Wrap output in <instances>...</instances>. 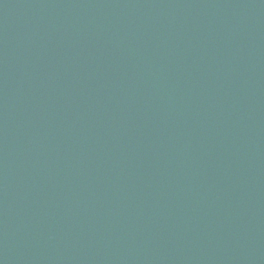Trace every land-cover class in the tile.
Segmentation results:
<instances>
[{
	"label": "water",
	"instance_id": "water-1",
	"mask_svg": "<svg viewBox=\"0 0 264 264\" xmlns=\"http://www.w3.org/2000/svg\"><path fill=\"white\" fill-rule=\"evenodd\" d=\"M0 264H264V124L0 11Z\"/></svg>",
	"mask_w": 264,
	"mask_h": 264
}]
</instances>
